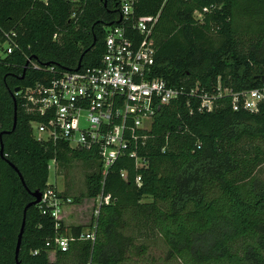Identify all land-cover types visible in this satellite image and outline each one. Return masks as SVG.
I'll return each instance as SVG.
<instances>
[{"label":"trees","instance_id":"1","mask_svg":"<svg viewBox=\"0 0 264 264\" xmlns=\"http://www.w3.org/2000/svg\"><path fill=\"white\" fill-rule=\"evenodd\" d=\"M119 3L0 0V35L12 30L17 43L0 56V264H15L22 209L31 191L52 186L46 182L51 160L83 163L81 198L108 195L109 201L87 226L93 241L78 239L84 226H64L37 204L28 206L18 264H126L147 248L136 240L151 236L165 246V260L264 264V103L254 112L233 111L222 94L211 110L197 111V99L189 97L188 106L178 97L156 111L142 143L129 144L139 163L124 154L105 173L91 149L32 137L33 116L13 88L46 81L49 66L75 68L82 53V67L97 64L106 27L120 20ZM131 10L133 17L156 15L152 75L168 85L214 92L217 81L231 91L264 84V0H132ZM28 58L38 68L29 61L24 67ZM56 236L72 238L66 250L54 245Z\"/></svg>","mask_w":264,"mask_h":264},{"label":"built area","instance_id":"2","mask_svg":"<svg viewBox=\"0 0 264 264\" xmlns=\"http://www.w3.org/2000/svg\"><path fill=\"white\" fill-rule=\"evenodd\" d=\"M131 5L132 0H120V20L106 27L97 64L80 65L77 69L49 66L46 71L50 77L46 81H36L14 92L33 116L29 126L36 141L66 145L71 149H91L101 162L103 173L124 154L133 157L135 164L139 163L129 144L142 143L146 137L143 131L156 111L178 97H186L188 106L189 97L197 99V111L211 110L215 97L222 94L230 96L233 111L241 108L254 112L258 103H264V84L231 91L220 88L217 81L215 91L208 92L196 84L188 89L170 86L163 78L153 76L155 47L151 32L156 15L133 17ZM194 13L200 16L199 12ZM128 30L135 31L139 37L133 38ZM16 46L14 31L1 32L0 56L9 54ZM29 62L33 68H38L36 63ZM120 175L125 173L121 171ZM135 182L139 184L138 176ZM56 192L53 186L45 187L36 203L42 213L48 212L55 221L60 218L63 202L70 201L58 197ZM96 198L93 218L99 206L109 201L108 195ZM57 225L55 222L54 226ZM71 239L56 236L53 243L64 251ZM78 239L93 241V230L80 234Z\"/></svg>","mask_w":264,"mask_h":264},{"label":"rangeland","instance_id":"3","mask_svg":"<svg viewBox=\"0 0 264 264\" xmlns=\"http://www.w3.org/2000/svg\"><path fill=\"white\" fill-rule=\"evenodd\" d=\"M48 165L50 168L48 169L47 183H51L56 191L62 193L63 197L70 199L60 210L61 214L66 213V216L60 217L59 220L66 225L84 226L83 229L87 230V226L93 219L92 212L96 206V199L81 198L80 196L84 192V173L87 172L85 165L77 160L64 166L49 161ZM73 198H78L79 201L73 202ZM86 230L82 232L84 233ZM143 240L147 244L145 252L139 256H132L126 264H182L176 259H164L165 246L158 236L139 238L136 243ZM49 257L53 258V254L49 253Z\"/></svg>","mask_w":264,"mask_h":264},{"label":"water","instance_id":"4","mask_svg":"<svg viewBox=\"0 0 264 264\" xmlns=\"http://www.w3.org/2000/svg\"><path fill=\"white\" fill-rule=\"evenodd\" d=\"M82 54L79 56L78 62H77V64H76L74 69H77L80 66V60H81ZM28 61H29V58L26 59V61L24 63V67H26ZM22 76H23V72H22L20 78ZM262 81H264V78L262 79ZM19 89H20V86H15L13 88V92L18 91ZM15 116H16V104H15V101H14V98H13V117H12V127H11V129H13V126H14V123H15ZM4 132H7V131H4ZM0 136H1V133H0ZM0 156H2V142H1V139H0ZM13 169L16 171V169L14 167H13ZM17 175H18L21 183L23 184L22 178H21V176H20V174L18 172H17ZM30 193H31V196L33 197V199L30 202H28L22 209V216H21V220H20V225H19L18 232H17V235H16V240H15V245H14V255H13L15 264H18L17 252H18L19 243H20V237H21L22 230H23V225H24L25 210H26V208L28 206L36 204L39 201V198H40V191L33 190Z\"/></svg>","mask_w":264,"mask_h":264},{"label":"crops","instance_id":"5","mask_svg":"<svg viewBox=\"0 0 264 264\" xmlns=\"http://www.w3.org/2000/svg\"><path fill=\"white\" fill-rule=\"evenodd\" d=\"M148 126H149V124H148ZM148 128V127H147ZM50 168V167H49ZM48 168V169H49ZM47 182V181H46ZM51 184V183H50ZM58 192V191H57ZM69 199V198H68ZM88 199H92V200H95V199H97V198H88ZM67 204V202H63V204L61 205V208H62V206L64 205V204ZM60 214H61V211H60ZM63 214V215H62ZM61 215H59L60 217H65L66 216V213H62ZM62 224L64 225V226H70V225H66V224H64L63 222H62ZM90 225H91V223H90ZM93 225V224H92ZM84 230H86V229H84ZM91 230H93V226H91V228L90 229H88V230H86V232H89V231H91ZM86 232H84V233H86ZM94 232V231H93ZM49 253H52L53 254V252H48V254H47V257H48V260L49 261H52L53 260V258H51L50 259V257H49Z\"/></svg>","mask_w":264,"mask_h":264}]
</instances>
